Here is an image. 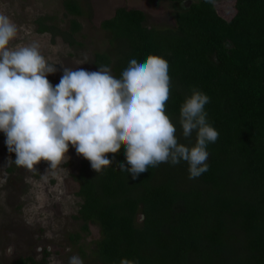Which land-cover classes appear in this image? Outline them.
<instances>
[{
	"label": "trees",
	"instance_id": "obj_1",
	"mask_svg": "<svg viewBox=\"0 0 264 264\" xmlns=\"http://www.w3.org/2000/svg\"><path fill=\"white\" fill-rule=\"evenodd\" d=\"M166 1L176 8L171 27H148L142 10L117 8L101 23L115 52H97L93 62L119 79L131 59H166L165 115L178 143L189 148L196 133L183 137L180 107L193 89L206 94V120L219 133L207 145L209 170L190 180L187 162L161 163L133 179L119 168L130 167L123 145L106 154L112 163L99 173L83 158L74 176L77 217L85 229L88 223L100 229L93 250L100 264H264V0H234L229 20L216 9L222 0ZM63 4L73 16L70 30L56 32L46 17L37 20V31L73 46L83 9L78 0ZM44 263L18 258L13 264Z\"/></svg>",
	"mask_w": 264,
	"mask_h": 264
},
{
	"label": "clouds",
	"instance_id": "obj_2",
	"mask_svg": "<svg viewBox=\"0 0 264 264\" xmlns=\"http://www.w3.org/2000/svg\"><path fill=\"white\" fill-rule=\"evenodd\" d=\"M17 33L16 24L0 14V131L16 166L32 170L44 160L56 168L71 143L97 173L112 163L106 154L119 152L122 145L130 167L121 163L119 168L133 179L161 163L187 162L190 180L209 170L207 145L219 136L206 120L210 98L197 89L185 98L179 123L185 139L195 131L196 143L190 148L178 143L176 127L164 111L170 92L166 59H131L119 79L107 66L92 72L65 67L53 87L47 75L57 69L46 62L38 43L7 47ZM69 264L83 261L74 255ZM120 264L137 262L121 259Z\"/></svg>",
	"mask_w": 264,
	"mask_h": 264
},
{
	"label": "rangeland",
	"instance_id": "obj_3",
	"mask_svg": "<svg viewBox=\"0 0 264 264\" xmlns=\"http://www.w3.org/2000/svg\"><path fill=\"white\" fill-rule=\"evenodd\" d=\"M64 1L0 0V14L8 16L18 28L17 36L7 47L38 43L46 62L57 69L47 75L53 87L59 84L65 67L98 71L93 62L95 53L114 54L109 33L101 28V23L111 18L117 8L142 10L148 27L175 24V5L166 0H78L83 15L75 17L80 29L74 34L76 44L70 46L59 34L37 31V20L46 17L56 32L70 30L73 16L67 14ZM233 4L234 0H222L215 6L229 20L235 13ZM5 141L0 131V262L13 264L18 258H32L45 260L44 264H69L75 255L83 264H100L93 252L95 242L101 238L100 229L93 223L85 229L77 217L81 198L74 176L84 157L69 143L56 168L41 160L29 170L14 164L15 153H9ZM140 219L138 215V222ZM76 234L79 238L70 237ZM10 246L11 254L7 251Z\"/></svg>",
	"mask_w": 264,
	"mask_h": 264
}]
</instances>
